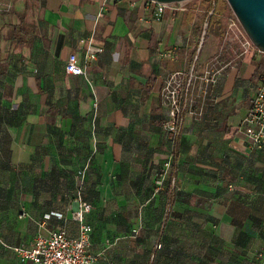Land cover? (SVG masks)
<instances>
[{
    "label": "crops",
    "instance_id": "crops-1",
    "mask_svg": "<svg viewBox=\"0 0 264 264\" xmlns=\"http://www.w3.org/2000/svg\"><path fill=\"white\" fill-rule=\"evenodd\" d=\"M128 1L96 19L101 0H0V264H30L14 249L49 231L74 238L78 187L94 264L257 263L264 148L242 128L263 60L225 44L212 21L198 42L202 20H223L213 3L187 0L155 21L152 4ZM88 42L101 52L84 62ZM71 53L80 76L64 74ZM177 73L191 74L192 108L171 149L160 92Z\"/></svg>",
    "mask_w": 264,
    "mask_h": 264
},
{
    "label": "built area",
    "instance_id": "built-area-1",
    "mask_svg": "<svg viewBox=\"0 0 264 264\" xmlns=\"http://www.w3.org/2000/svg\"><path fill=\"white\" fill-rule=\"evenodd\" d=\"M109 1H128V0H101L99 11L96 19L101 18V11ZM146 1V0H144ZM153 5L151 14L152 19L159 21L165 10L183 11L184 7L181 3L161 4L147 1ZM129 5L133 2L128 1ZM8 3L0 2V13L9 10ZM236 20V19H235ZM237 21H229L228 28L233 30V36L237 40V44L241 50V54L253 53L258 56L261 53L250 43L242 29L237 27ZM239 25V24H238ZM240 27V26H239ZM100 48L93 47L90 42L84 49V62L94 60ZM66 76H80L83 74L82 68L77 64L74 54H69L65 60L63 67ZM217 70H209L205 73L203 82L212 84L215 82ZM179 74L170 76L161 89V96L167 103V116L163 124L165 138L171 149L179 136L182 115L191 111L192 103L188 96V90L191 84V74L187 76L184 83L177 78ZM199 114V113H198ZM242 133L245 135L250 148H264V64L263 69L257 77L256 86L253 95L249 101L246 115L243 119ZM172 162L171 151H169L166 159L162 163L161 176L155 181L157 186L162 184V176L170 168ZM76 178L81 185L83 179V170L77 172ZM75 209L71 212V220L77 223V235L74 238H68L64 230H52L45 236H36L28 248H15L14 252L21 262H29L30 264H94V258L89 253V234L90 227L83 222L84 214L90 210L89 204L83 202L80 193V187L76 192L74 200ZM55 218H60L59 214H52ZM47 217V216H46ZM156 249L160 245L155 246ZM256 264H264V246L256 254Z\"/></svg>",
    "mask_w": 264,
    "mask_h": 264
},
{
    "label": "water",
    "instance_id": "water-1",
    "mask_svg": "<svg viewBox=\"0 0 264 264\" xmlns=\"http://www.w3.org/2000/svg\"><path fill=\"white\" fill-rule=\"evenodd\" d=\"M161 4L181 3L187 0H146ZM250 43L264 58V0H225Z\"/></svg>",
    "mask_w": 264,
    "mask_h": 264
},
{
    "label": "rangeland",
    "instance_id": "rangeland-1",
    "mask_svg": "<svg viewBox=\"0 0 264 264\" xmlns=\"http://www.w3.org/2000/svg\"><path fill=\"white\" fill-rule=\"evenodd\" d=\"M194 2H203L204 3V9H206V7L209 6L210 3H213L211 4L212 6V9H213V12L215 13V9L216 7L218 8L216 11L217 12H221L222 15H223V20L222 22H220L219 26H217V28L215 29L217 32L220 31L221 33V36H222V40L223 42L226 44H237V40L234 38L233 36V30L232 29H229L228 28V25H229V21L231 20H235L234 16L232 15L230 9L228 8L225 0H195ZM208 2V5L207 3ZM10 9V8H9ZM212 10L210 13H213ZM201 26V34L199 35V41L198 42H205L207 41L208 39H210V35H211V32H212V29H211V26L210 24L208 25V20H202V22H200ZM222 23V25H221ZM237 27L241 30V28L239 27L238 23H237ZM221 40V39H219ZM237 46L239 47V45L237 44ZM220 51H218L213 57L212 59L209 61L208 63V69L212 70V71H215L217 69L220 68V66L218 67L219 65V61L220 60ZM261 59L263 60V64H264V58L262 55H260ZM219 60V61H218ZM207 69V71H208ZM202 76H205V73H201ZM195 88H199V84L195 85ZM137 229L136 230H133L134 234L136 233Z\"/></svg>",
    "mask_w": 264,
    "mask_h": 264
},
{
    "label": "trees",
    "instance_id": "trees-1",
    "mask_svg": "<svg viewBox=\"0 0 264 264\" xmlns=\"http://www.w3.org/2000/svg\"><path fill=\"white\" fill-rule=\"evenodd\" d=\"M210 21L214 22L215 25H216V24H218V25L220 24V22L215 23V20H208V25H209V24L211 25Z\"/></svg>",
    "mask_w": 264,
    "mask_h": 264
}]
</instances>
